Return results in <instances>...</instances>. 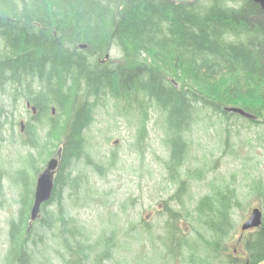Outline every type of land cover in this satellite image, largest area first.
I'll use <instances>...</instances> for the list:
<instances>
[{
  "label": "trees",
  "instance_id": "1",
  "mask_svg": "<svg viewBox=\"0 0 264 264\" xmlns=\"http://www.w3.org/2000/svg\"><path fill=\"white\" fill-rule=\"evenodd\" d=\"M112 48L121 55L118 62L112 61ZM3 96L10 97L12 108L0 105V142L7 127H21L13 111L18 102L35 108V114L22 126L26 153L15 169L8 171L0 162V182L7 178L17 191L1 264H111L117 230L93 234L66 205L67 199L78 205L89 182L77 168L102 177L116 164L115 155L106 165L94 159L84 136L95 110L109 104L135 121V146L141 151L152 114L158 115L168 150L164 168L176 185L170 201L178 205L165 202L163 208L160 238L167 264L223 263L224 244L236 230L234 216L244 209L246 196L229 183L211 184L190 207L181 200L187 190L181 168L190 154L193 125L204 117H217L223 132V121L232 117L264 124V10L259 5L249 0H0ZM55 157L51 199L29 227L36 178ZM202 167L186 178L201 180ZM247 187V195L259 202L261 224L243 233L244 258L229 256L224 264L264 261V179ZM181 219L189 223L188 232L177 228Z\"/></svg>",
  "mask_w": 264,
  "mask_h": 264
},
{
  "label": "rangeland",
  "instance_id": "2",
  "mask_svg": "<svg viewBox=\"0 0 264 264\" xmlns=\"http://www.w3.org/2000/svg\"><path fill=\"white\" fill-rule=\"evenodd\" d=\"M112 61L120 60V53L112 48ZM10 97H1L0 105L11 110ZM17 121L26 124L35 114L24 101L16 104ZM152 114L147 125L144 150L135 146V121L116 111L111 104L94 112L92 122L84 130L88 147L94 159L106 165L115 155L116 164L100 177L89 168H77L88 176V185L80 191L82 200L72 206L66 205L72 216L93 234L110 229L117 230L118 248L111 264H167L162 256L161 238L164 227V203L178 207L170 197L176 185L169 182L164 161L168 150L163 143V132ZM222 126L217 117L203 118L193 125L190 154L181 168L183 179H187V190L181 200L190 207L210 191L211 184L229 183L242 197L244 209L237 210L234 219L236 230L224 244L223 263L232 257L242 260L244 253L241 237L248 230H241L253 208H259L257 198L248 196L247 184L257 178L264 179V124L257 126L241 117H232ZM226 137L227 141H224ZM0 142V162L4 169L13 171L19 156L26 151L21 146L23 128L19 125L4 132ZM224 139V140H223ZM58 158V157H55ZM203 165L201 180L186 178L188 172ZM7 178L0 182V264L7 246L8 221L17 210V193ZM84 200V201H83ZM177 228L188 232L189 223L181 219ZM148 230V231H147ZM178 263V262H177ZM259 264H264L262 261Z\"/></svg>",
  "mask_w": 264,
  "mask_h": 264
},
{
  "label": "water",
  "instance_id": "3",
  "mask_svg": "<svg viewBox=\"0 0 264 264\" xmlns=\"http://www.w3.org/2000/svg\"><path fill=\"white\" fill-rule=\"evenodd\" d=\"M249 1L259 5V7L264 10V0ZM81 47L85 48V45H82ZM107 57L108 56H106V58ZM32 111L33 113H35V108L32 107ZM224 111L242 116L245 115L243 110L236 107H225ZM52 113H54V109H52ZM22 126L23 124L21 123V127ZM58 164V158L49 159L46 162L44 169L36 178L33 201L29 211V227H31L32 223L37 220V218L40 216L42 205L44 203H47L51 199L52 192L54 189V173L58 167ZM261 217L262 214L259 208L251 209L248 218L241 225V230L246 231L258 228L261 224Z\"/></svg>",
  "mask_w": 264,
  "mask_h": 264
}]
</instances>
